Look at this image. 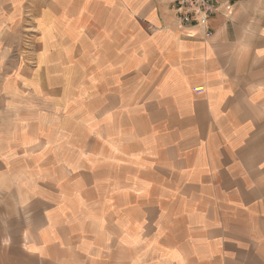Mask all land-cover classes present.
I'll return each instance as SVG.
<instances>
[{"label":"crops","instance_id":"0c3cea01","mask_svg":"<svg viewBox=\"0 0 264 264\" xmlns=\"http://www.w3.org/2000/svg\"><path fill=\"white\" fill-rule=\"evenodd\" d=\"M1 8L34 9L39 59L99 73L131 124L0 123V264H264V0L220 8L208 36L167 0Z\"/></svg>","mask_w":264,"mask_h":264},{"label":"rangeland","instance_id":"374dc122","mask_svg":"<svg viewBox=\"0 0 264 264\" xmlns=\"http://www.w3.org/2000/svg\"><path fill=\"white\" fill-rule=\"evenodd\" d=\"M8 12L0 9L1 15ZM34 14V9L23 8L18 20H0V123L16 129L21 118L34 129L36 120L29 118L50 113L58 118L60 128H68L73 123L70 119L77 115H89L93 124L102 116L119 113L113 115V125L128 127L131 106L104 103L99 73L92 72L89 80L87 73L75 71L74 76L81 80L74 82L72 74L71 80L69 75L64 82L63 57L53 61L49 55L44 62L39 59L40 54L52 52V45L42 33L39 20H29Z\"/></svg>","mask_w":264,"mask_h":264},{"label":"built area","instance_id":"2783aa9c","mask_svg":"<svg viewBox=\"0 0 264 264\" xmlns=\"http://www.w3.org/2000/svg\"><path fill=\"white\" fill-rule=\"evenodd\" d=\"M235 0H167L170 9L177 18V23L181 28L202 27L208 30L209 19L223 8L225 15L229 17L233 12V2Z\"/></svg>","mask_w":264,"mask_h":264}]
</instances>
